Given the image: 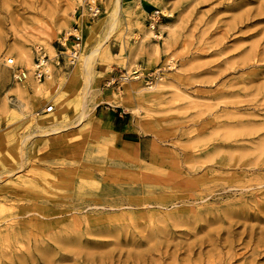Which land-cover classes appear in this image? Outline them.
Returning a JSON list of instances; mask_svg holds the SVG:
<instances>
[{"label":"rangeland","instance_id":"1","mask_svg":"<svg viewBox=\"0 0 264 264\" xmlns=\"http://www.w3.org/2000/svg\"><path fill=\"white\" fill-rule=\"evenodd\" d=\"M158 1L0 0V264H264V0Z\"/></svg>","mask_w":264,"mask_h":264},{"label":"built area","instance_id":"2","mask_svg":"<svg viewBox=\"0 0 264 264\" xmlns=\"http://www.w3.org/2000/svg\"><path fill=\"white\" fill-rule=\"evenodd\" d=\"M78 6L76 7V11L78 12L79 16L83 17L86 20H93L96 17H99L102 12V2L103 0H78ZM160 12L159 10H154L153 13L150 15L149 19L154 21L155 23L158 21ZM156 18V19H154ZM71 39V47L67 49L64 44L60 45L58 51L55 52V64L57 66L64 67L66 65L73 66L80 54L81 50V36L80 32L78 31V27L73 29V33L68 35ZM48 57L41 52V49L34 50V56L32 60V75L37 81L44 80L48 76L47 70V61ZM7 67H14V59L13 58H6L4 61ZM26 71L22 70L21 68L15 67V72L13 74V78L21 81L25 77ZM53 105H49L46 109H44L47 113L53 111Z\"/></svg>","mask_w":264,"mask_h":264},{"label":"bare ground","instance_id":"3","mask_svg":"<svg viewBox=\"0 0 264 264\" xmlns=\"http://www.w3.org/2000/svg\"><path fill=\"white\" fill-rule=\"evenodd\" d=\"M158 4L160 5V7H165L166 5H167V3H166V1H164V0H160V1H158ZM117 8H119L120 9V4L118 3L117 4ZM165 12V11H164ZM167 14H169L170 15V13H167ZM101 22L102 21H97L96 22V24L95 25H93V26H91L92 27V29L93 30H95V32L99 29V26H100V24H101ZM157 24H158V22H156ZM143 26V25H142ZM159 26H161V27H163V28H167L168 27V24H166V23H159ZM101 28V27H100ZM90 29V28H89ZM154 29H155V25L153 24V23H151L150 24V26L149 27H146L145 29H144V27H143V30H144V35L145 36H147V37H149L150 36V33H151V31H152V33L154 32ZM99 31V30H98ZM94 32V33H95ZM151 36H153V34L151 35ZM97 49H102V47H100V46H98V48ZM102 51H105V49H102ZM106 52V51H105ZM107 53V52H106ZM9 58V57H8ZM25 78V77H24ZM19 103V102H18ZM55 104V103H54ZM49 105H46L45 106V109L48 107ZM44 112H46V111H44ZM66 114V113H65ZM64 114V112L63 113H59V112H53V113H50V114H46V115H41L40 117H38L37 118V123H38V126H39V128H41V129H44V128H47V127H54L55 125H56V123L57 122H59V121H62V120H64L65 119V117H66V115ZM61 123V122H60ZM56 127H57V125H56ZM55 128V127H54ZM53 128V129H54ZM49 130V129H48ZM47 130V131H48ZM251 137V136H250ZM253 166V165H252ZM258 216V215H257ZM255 218V217H254ZM253 218V219H254ZM257 220V219H256ZM262 219H260V221H261ZM262 222H264V220H262ZM192 224V223H191ZM253 227V226H252ZM260 229H261V227H260ZM250 231H251V229H250ZM260 231V230H259ZM252 232V231H251ZM250 234V233H249ZM254 234V233H253ZM258 234H260V238L259 239H262V240H264V228H262L261 229V231L258 233ZM257 241H259V240H257ZM260 242V241H259ZM259 242H257V244H259ZM181 246V245H180ZM188 247V246H187ZM187 250V249H186ZM251 250V249H250ZM130 251V250H129ZM181 251V250H180ZM259 251V250H258ZM257 251V247L256 248H253L252 250H251V254H256V255H260V253H262V252H264V251H262V252H258ZM258 253V254H257ZM140 253H138V254H136V255H139ZM143 254V253H142ZM253 257H254V255H252ZM139 257V256H138ZM137 257V258H138ZM141 257H142V255H141ZM145 257V256H144ZM231 257V256H230ZM233 257H234V254H233ZM136 258V257H135ZM140 259V258H139ZM231 260H232V258H231ZM250 264H251V262H250Z\"/></svg>","mask_w":264,"mask_h":264}]
</instances>
